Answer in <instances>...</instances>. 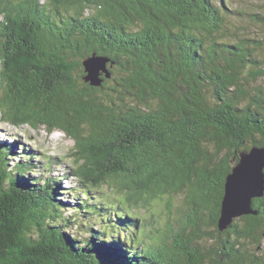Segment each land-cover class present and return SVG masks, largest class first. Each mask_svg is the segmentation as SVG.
Instances as JSON below:
<instances>
[{
	"label": "trees",
	"instance_id": "trees-1",
	"mask_svg": "<svg viewBox=\"0 0 264 264\" xmlns=\"http://www.w3.org/2000/svg\"><path fill=\"white\" fill-rule=\"evenodd\" d=\"M221 1L0 0L2 121L65 133L76 163L46 177L52 163L41 175L23 149L11 164L17 143L0 142V264H264V198L218 229L227 176L264 148V50ZM93 55L110 60L99 87L85 80ZM67 193L86 197L71 214ZM181 195L183 246L155 227L154 245L136 242L140 212Z\"/></svg>",
	"mask_w": 264,
	"mask_h": 264
},
{
	"label": "rangeland",
	"instance_id": "rangeland-1",
	"mask_svg": "<svg viewBox=\"0 0 264 264\" xmlns=\"http://www.w3.org/2000/svg\"><path fill=\"white\" fill-rule=\"evenodd\" d=\"M215 4H221V0H214ZM227 7V12L225 11V16L227 24L230 27H233L237 31V34L241 36H248L252 39L259 40L261 48L264 50V22L260 20H253L249 14H259L264 17V0H223ZM219 2V3H218ZM1 21V17H0ZM235 40V39H234ZM257 45V44H256ZM262 61H264V53L260 55ZM264 86V77L256 83V87ZM2 89L0 87V98H1ZM9 142L12 144L16 142L17 148L16 153L12 152L11 164H13L14 158L16 155H22V150H27L31 152L34 156L38 158L42 163L40 164L39 174H43L42 169L48 168L50 164L53 165L50 167V174L46 177H58L61 178L65 173L72 171V168L76 165L75 157L73 152L75 150V142L67 137V135L61 131H56L53 134H49L45 127L32 128L27 125L22 127H14L9 125L6 122L2 121V116L0 114V142ZM15 163V162H14ZM13 167V166H12ZM39 177L40 175H36ZM64 186L67 190H76L77 181L74 177H65ZM69 192V191H68ZM110 200H118V196L112 191H106ZM83 194V193H81ZM86 198L85 195L79 197L77 200L73 199L68 193L60 197L63 201H67L72 204V208L69 213H73L81 205V200ZM168 198L166 197L163 201L160 199L153 200V206L148 207L147 210H143L140 213L142 218L141 227L139 230L144 229V232L141 233V236L136 237V242H139L144 245V241L150 236V231L155 227V231H162L163 235L168 234L164 238V242L168 246L178 245L183 246L186 242L187 237L190 235V229L188 227L183 228L184 225L181 224V229L179 223L177 222L178 217L183 216V213L188 212L190 206L185 203L184 195L174 197L172 200L171 211L167 210ZM68 214L64 215L67 218ZM82 217V216H80ZM85 218H90L86 216ZM169 226L173 228V231L170 230ZM203 231L206 232L205 226H203ZM155 232V233H156ZM184 232L185 237L181 235ZM216 235V234H215ZM154 235L148 238V243L145 247L154 245ZM159 236V235H158ZM180 239L183 243L180 242ZM147 242V241H146ZM195 244L198 243L201 249H207L209 245L205 239H195ZM206 246V247H205ZM175 250V249H174ZM179 252H182L180 249H176ZM212 257V258H211ZM206 259L205 264H215L212 259L216 257L213 255ZM194 260V259H192ZM189 258V261H192ZM197 261V260H196ZM195 262V261H194ZM188 257H182L178 264H188Z\"/></svg>",
	"mask_w": 264,
	"mask_h": 264
},
{
	"label": "water",
	"instance_id": "water-1",
	"mask_svg": "<svg viewBox=\"0 0 264 264\" xmlns=\"http://www.w3.org/2000/svg\"><path fill=\"white\" fill-rule=\"evenodd\" d=\"M109 63V58L96 55L83 60L82 64L87 72L86 82L99 87L102 84V74L110 77L107 68ZM261 198H264V148H253L240 155L239 162L226 178L219 231L228 230L236 219L256 215L253 200Z\"/></svg>",
	"mask_w": 264,
	"mask_h": 264
}]
</instances>
